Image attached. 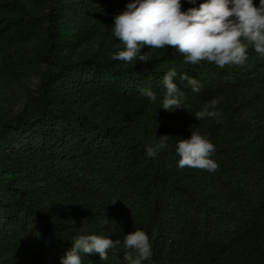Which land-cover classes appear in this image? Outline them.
Listing matches in <instances>:
<instances>
[{"label":"trees","instance_id":"1","mask_svg":"<svg viewBox=\"0 0 264 264\" xmlns=\"http://www.w3.org/2000/svg\"><path fill=\"white\" fill-rule=\"evenodd\" d=\"M129 2L0 0V264H61L88 234L121 244L84 264H125L135 229L152 245L143 264H264V57L249 46L243 66L219 68L145 47L149 63L113 60V18ZM170 69L186 99L165 111ZM213 97L220 122L196 120ZM191 131L214 143L217 171L177 166ZM164 134L168 148L148 157Z\"/></svg>","mask_w":264,"mask_h":264},{"label":"clouds","instance_id":"2","mask_svg":"<svg viewBox=\"0 0 264 264\" xmlns=\"http://www.w3.org/2000/svg\"><path fill=\"white\" fill-rule=\"evenodd\" d=\"M195 5L196 0H188ZM112 33L120 44L112 55L113 60L132 64L133 61L151 62L152 54L142 49L171 47L183 55L184 62L191 65L213 63L219 68L243 66L248 59L249 46L264 57V0L254 5L253 0H202L197 7L182 10L181 0H130L125 10L113 18ZM178 75L170 69L163 75L166 89L162 100L165 111L181 108L185 92L178 90L173 78ZM179 78L186 80L192 92L199 93L202 84L187 73ZM151 100L156 94L142 90ZM223 97H213L195 112L196 120L213 119L220 122L222 112L219 104ZM169 135H159V140L145 147L148 157H155L168 148ZM179 156L177 166L215 172L219 165L213 159L214 143L198 131H191L188 138H181L175 145ZM114 202V201H113ZM72 247L60 258L61 264H84L83 254L98 253L107 261L109 251L120 249V239L108 235H79L72 239ZM125 264H143L152 256L148 234L135 229L123 236Z\"/></svg>","mask_w":264,"mask_h":264}]
</instances>
